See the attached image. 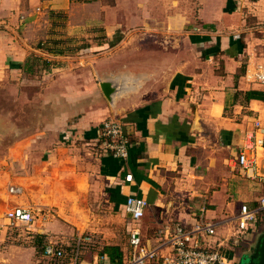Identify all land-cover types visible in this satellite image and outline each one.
<instances>
[{
	"label": "crops",
	"instance_id": "0c3cea01",
	"mask_svg": "<svg viewBox=\"0 0 264 264\" xmlns=\"http://www.w3.org/2000/svg\"><path fill=\"white\" fill-rule=\"evenodd\" d=\"M59 16L84 45L50 37ZM34 58L45 68L29 72ZM263 61L264 0H0V83L14 78L3 92L17 95L0 108V213L28 209L35 229L1 231L14 241L0 264H73L78 248L113 264L109 246L124 262L134 230L155 245L163 227L198 221L232 264L247 258L264 233V209L255 232L239 235L237 220L264 197V146L246 149L264 127V88L249 77ZM107 121L123 124L126 159L104 148ZM130 196L149 202L139 221ZM49 242L65 256H46Z\"/></svg>",
	"mask_w": 264,
	"mask_h": 264
},
{
	"label": "built area",
	"instance_id": "2783aa9c",
	"mask_svg": "<svg viewBox=\"0 0 264 264\" xmlns=\"http://www.w3.org/2000/svg\"><path fill=\"white\" fill-rule=\"evenodd\" d=\"M253 82L264 85V61L258 64L249 76ZM100 137L104 148L121 159L129 155L127 133L123 124L119 121H107L104 123ZM264 146V127L261 122H255L254 146ZM239 164L245 168H252V163L246 156V150L239 155ZM133 175L126 176V181L131 182ZM11 193H21L20 187H10ZM149 202L143 197L130 196L126 202V211L133 220L139 221L145 216ZM264 209V197L258 207L252 208L248 204H242L237 215L239 228L246 230L248 226L257 223L261 211ZM12 226L19 224H31L34 221L33 212L23 207H15L5 214ZM216 233L213 223L196 222L192 227L186 228L181 223H174L163 227L156 235V244L148 245L141 237L138 229L134 230L130 239V254L123 264H232L225 251L215 249L214 246L205 243V237ZM89 241V238L81 241ZM164 248H169L168 254H162ZM45 255L49 257L63 258L65 252L59 249L55 243L49 242L45 247ZM79 248L73 256V264H110L106 256L97 255L90 262L79 260Z\"/></svg>",
	"mask_w": 264,
	"mask_h": 264
},
{
	"label": "rangeland",
	"instance_id": "374dc122",
	"mask_svg": "<svg viewBox=\"0 0 264 264\" xmlns=\"http://www.w3.org/2000/svg\"><path fill=\"white\" fill-rule=\"evenodd\" d=\"M59 18H61V16H59L58 19L56 18L55 22H57L58 27L61 28V29L57 30L56 33H53L52 35L50 34L51 35L50 37L52 38V36L53 37L56 36V39H60V41H61L60 42V46L61 45L64 46L66 43H69V45H71L70 49H72V50L78 49L80 46L84 45V44L79 43L78 37L70 36L67 33V31H65V29H63L64 22L62 20H59ZM96 33L100 35V32L96 31ZM31 64L33 65L34 71H36V70L40 71V70L44 69L45 66H46V64L43 63L38 58H34L33 61L31 62ZM5 82L0 83V108L7 107V108H10V109L13 110L15 97L17 95L13 94L11 92L12 90H9L8 93H5L3 91L6 90L7 88L11 89L14 86V84H15V79L14 78H10L8 82H6V83ZM258 85H260V87L264 88V85H261V84H258ZM6 198L7 197L5 196V199ZM3 214H4L3 212L0 213V218H2V220L5 219V216H3ZM260 216H261V214H260ZM5 230L8 231V233H11V235L15 234V233H26V234L29 235L30 232H32V231L35 232V229L32 228L31 225H25V224L21 225L20 224L18 226H12V225L9 224V221H5V222H2V224H0V232L1 231H5ZM238 231H239L238 232L239 235H245L248 232H255L256 230H255V226H253V225L248 226V228L246 230L240 229L239 225H238ZM9 235L10 234H7L6 238H4L3 240H0V246H4V243H6L8 241H11V242L14 241V239L10 238ZM41 235L42 234H36L34 237H36V239H38L39 241H41L43 243L46 240V238L44 236H41ZM228 248L230 249L229 246H228ZM215 249H218V250L222 251L223 247H221L219 245H215ZM80 258H82L81 252H80ZM246 261H247V258L244 257L243 259H241L239 264H246Z\"/></svg>",
	"mask_w": 264,
	"mask_h": 264
},
{
	"label": "water",
	"instance_id": "95a60500",
	"mask_svg": "<svg viewBox=\"0 0 264 264\" xmlns=\"http://www.w3.org/2000/svg\"><path fill=\"white\" fill-rule=\"evenodd\" d=\"M105 87H107V84L103 85V89ZM246 264H264V233L259 236L253 251L247 257Z\"/></svg>",
	"mask_w": 264,
	"mask_h": 264
},
{
	"label": "trees",
	"instance_id": "16d2710c",
	"mask_svg": "<svg viewBox=\"0 0 264 264\" xmlns=\"http://www.w3.org/2000/svg\"><path fill=\"white\" fill-rule=\"evenodd\" d=\"M27 70L30 72L33 70V67L30 65L28 66V63L25 66ZM105 253L109 255L111 258V261L113 264H123L125 262H122V253L120 252V249L118 247L109 246L105 248Z\"/></svg>",
	"mask_w": 264,
	"mask_h": 264
}]
</instances>
